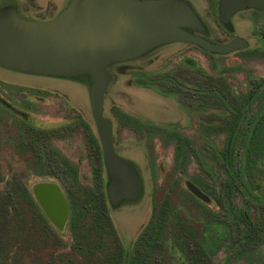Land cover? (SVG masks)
Returning a JSON list of instances; mask_svg holds the SVG:
<instances>
[{"label": "rangeland", "instance_id": "rangeland-1", "mask_svg": "<svg viewBox=\"0 0 264 264\" xmlns=\"http://www.w3.org/2000/svg\"><path fill=\"white\" fill-rule=\"evenodd\" d=\"M226 62V58L196 48L166 45L146 58L128 63L112 86L111 96L106 97L105 113L127 116L114 119V147L121 157L135 164L143 179L140 199L108 210L120 246L128 245L136 251L132 264H178L181 209L192 218L195 215L184 180H195L201 170L221 171L214 149L225 146L229 120L243 103L230 94L232 89L238 90L235 86L240 79L229 76ZM138 83L147 86L137 87ZM197 87L203 92L200 111L192 93ZM213 90L221 96L208 93ZM263 105L264 99L249 100L244 106L241 129ZM198 114L200 130L194 120ZM174 121L178 130L169 125ZM92 131L89 98L83 85L0 68V191L9 190L8 182L12 180L24 181L32 193L35 185L53 183L68 204L66 192L71 191L74 172L82 184L94 186L95 161L89 139ZM178 135L190 142L181 144L182 157L176 165ZM54 149L68 158L65 172L49 157ZM251 171L264 178L263 170ZM249 178L255 179L254 173ZM240 198L235 195L233 203L238 205ZM68 220L69 206L62 229L50 222L65 241L72 239ZM151 227L158 239L147 251L141 236ZM171 243L175 244L174 251Z\"/></svg>", "mask_w": 264, "mask_h": 264}, {"label": "water", "instance_id": "water-1", "mask_svg": "<svg viewBox=\"0 0 264 264\" xmlns=\"http://www.w3.org/2000/svg\"><path fill=\"white\" fill-rule=\"evenodd\" d=\"M233 1L236 9L245 6L242 0ZM230 5L222 2L223 13ZM189 28L202 29V25L181 0H71L49 21L25 19L14 5L0 6L1 67L35 75L89 77L90 112L100 142L111 208L124 201H137L143 182L135 165L113 147L112 123L103 114V96L112 78L107 67L172 42H190L209 53L237 48L234 43H212L188 32ZM188 187L199 194L191 183ZM32 191L49 221L62 229L68 207L58 186L42 183Z\"/></svg>", "mask_w": 264, "mask_h": 264}, {"label": "flooded vegetation", "instance_id": "flooded-vegetation-1", "mask_svg": "<svg viewBox=\"0 0 264 264\" xmlns=\"http://www.w3.org/2000/svg\"><path fill=\"white\" fill-rule=\"evenodd\" d=\"M70 1L0 0V6L14 5L18 15L25 19L49 21L59 15ZM181 1L191 7L202 25V29L189 28L187 29L188 32L215 44L234 43V46H237L228 53H210L217 58H226L229 76L240 79V84L235 86V88L238 87V90L232 89L230 91L231 96L242 99L244 106L249 102L246 100L264 99V0H242L245 2V6L238 9L234 8L233 0H226L231 5L224 13L221 9L224 0ZM172 44L203 50L200 46L190 42L166 43L154 47L138 57L115 62L107 67L112 78L103 96V114L111 120L112 137L114 119H118L120 116L122 118L127 117L118 113L113 118L104 111V102L108 95L111 96V88L114 83H117L119 73L128 63L146 58L154 54L159 48ZM0 68L6 69L1 66ZM30 75L54 79L61 78L71 81V83L81 84L86 88L88 95L89 77L86 75L77 77ZM146 86L143 83L137 85V87ZM118 92L119 90L115 91L116 94ZM192 93L195 94L197 109L200 111L203 92L197 87ZM208 93L213 96H221V93L217 90ZM65 100H67L66 97ZM262 113H264V105L256 114L263 115ZM196 117L194 120H197L196 125L200 130L202 127L200 114ZM229 123L230 126L228 125V127L231 128L232 121L229 120ZM169 125L172 129H179V125L175 121L170 122ZM93 127L95 130L94 123ZM94 133L97 136L96 130ZM189 142L190 139L187 138L179 139L180 145H186ZM114 150L119 154L115 147ZM53 152L52 156L49 155L50 159L56 160V162L60 160L68 162V158L59 151L54 149ZM215 156L218 159L216 152ZM220 167L221 171L201 170L197 172L195 180H184L185 190L192 195L195 215L192 218L185 210L181 209L180 232L178 235L180 259L178 264H264V178L261 179V174L256 171L235 172L229 169L223 170L222 163ZM251 173H254L255 179L253 180L249 178ZM188 183L194 185L199 194L191 191ZM235 195L241 196L238 205L233 203ZM167 225L168 223L165 224V227ZM153 232L151 227L148 233L143 235L144 237L141 236L146 242L145 248L147 251L154 248V242L158 239V236L155 237ZM166 239L169 240L168 236ZM170 249L174 251V243L170 244ZM135 254L136 251L130 252L129 264L136 261L134 259Z\"/></svg>", "mask_w": 264, "mask_h": 264}, {"label": "trees", "instance_id": "trees-1", "mask_svg": "<svg viewBox=\"0 0 264 264\" xmlns=\"http://www.w3.org/2000/svg\"><path fill=\"white\" fill-rule=\"evenodd\" d=\"M244 109L242 104L234 114L225 146L214 150L225 169L264 171V113L249 117L246 127L244 124L241 129ZM89 135L95 161V182L94 186L82 184L74 176L75 172L71 175L73 184L71 191L66 192V198L69 206L67 229L72 239L65 241L53 227L24 181H9V190L3 188L0 191V264L130 263L131 248L120 246L108 214L110 204L100 142L93 131ZM177 137L180 139V135ZM182 151V145H175L176 165ZM56 164L64 172L69 166L65 160Z\"/></svg>", "mask_w": 264, "mask_h": 264}]
</instances>
